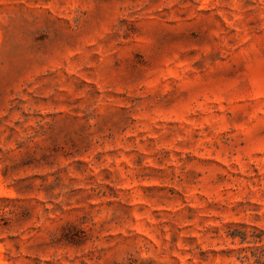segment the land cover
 I'll use <instances>...</instances> for the list:
<instances>
[{
    "label": "rangeland",
    "instance_id": "obj_1",
    "mask_svg": "<svg viewBox=\"0 0 264 264\" xmlns=\"http://www.w3.org/2000/svg\"><path fill=\"white\" fill-rule=\"evenodd\" d=\"M0 264H264V0H0Z\"/></svg>",
    "mask_w": 264,
    "mask_h": 264
}]
</instances>
